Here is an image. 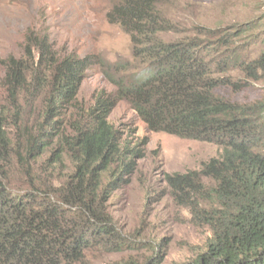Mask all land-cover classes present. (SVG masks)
Masks as SVG:
<instances>
[{"label":"trees","instance_id":"1","mask_svg":"<svg viewBox=\"0 0 264 264\" xmlns=\"http://www.w3.org/2000/svg\"><path fill=\"white\" fill-rule=\"evenodd\" d=\"M111 1L107 18L131 35V67L140 68L129 79L115 78L119 98L129 99L154 131L222 148L201 169L167 177L176 200H187L211 234L205 249L177 264H264V94L250 102L230 94L249 88L248 79H264V40L253 31L259 24L250 20L239 40L225 44L227 51L209 56L195 39L161 37L167 31L178 36L182 23L171 15L177 0ZM55 47L32 31L24 55L4 61L14 110H0V264H94L89 255L99 246L108 252L123 245L114 242L119 237L109 201L127 182L124 176L135 174L143 145L132 146L109 121L116 105L111 93L103 90L77 106L92 55H58ZM21 96L30 110L36 102L35 124L19 126ZM54 142L43 178L30 161L42 159ZM161 260L150 255L145 264Z\"/></svg>","mask_w":264,"mask_h":264},{"label":"rangeland","instance_id":"2","mask_svg":"<svg viewBox=\"0 0 264 264\" xmlns=\"http://www.w3.org/2000/svg\"><path fill=\"white\" fill-rule=\"evenodd\" d=\"M111 5V0H0V110L3 107L14 110L4 86V61L10 56L24 55L26 36L32 31L47 35L50 43L56 45L58 55L81 58L92 55L91 66L83 74L77 106L91 103L103 90L111 93L116 105L109 121L123 133L124 139L132 142V146L143 145L140 149L143 155L135 159V174L124 176L127 182L112 192L109 201L119 237L114 242H123V245L108 252H103L105 246H99L100 249L90 253V259L94 264H114L129 259L145 264L150 255H161V264L188 261L206 248L211 234L206 226L196 222L187 200H176L175 189L167 177L201 169L212 157H220L222 148L215 142L154 131L129 99L119 98L115 78L131 75V67L125 69L119 64L136 59L127 29L107 18ZM174 11H171L172 21L176 25L182 23L179 33L176 31L178 36L167 31L161 37L165 41L195 39L209 56H220L227 51L225 44L239 40V30L250 20L259 24L253 31L264 40V34H260L264 31V0H177ZM259 43L261 45L260 40ZM232 49L231 46L230 52ZM232 73L239 78L242 72ZM244 75L241 78L246 82ZM248 80L249 88L244 87L238 93L230 90L236 101L250 102L264 94V79ZM20 102L19 126L28 125V120L31 124L38 122L41 112L36 102L32 110L22 96ZM11 122H14L12 113ZM15 132L18 130L14 129L13 135ZM56 147L54 142L42 159L30 161L35 172L43 178L49 166L46 159L52 162L50 152ZM64 166L63 175L69 170V162ZM51 169L58 174L59 167Z\"/></svg>","mask_w":264,"mask_h":264},{"label":"clouds","instance_id":"3","mask_svg":"<svg viewBox=\"0 0 264 264\" xmlns=\"http://www.w3.org/2000/svg\"><path fill=\"white\" fill-rule=\"evenodd\" d=\"M124 62H127V66L125 67V69L126 68H130L131 67V64H133V63H135V61L134 62H130L129 60H125ZM123 62V63H124ZM122 64V63H121ZM119 67H120V65H119ZM143 67H145V65H143L141 68H143ZM140 68H138V69H135V68H132L131 67V75L129 76V77H127L128 79L132 76V74L134 73V72H136V71H138Z\"/></svg>","mask_w":264,"mask_h":264}]
</instances>
